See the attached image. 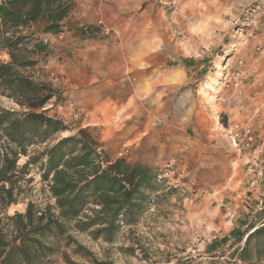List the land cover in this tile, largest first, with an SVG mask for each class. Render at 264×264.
<instances>
[{"label":"rangeland","instance_id":"374dc122","mask_svg":"<svg viewBox=\"0 0 264 264\" xmlns=\"http://www.w3.org/2000/svg\"><path fill=\"white\" fill-rule=\"evenodd\" d=\"M102 3L107 6L109 26L101 20L111 28L104 37L113 41L128 40L132 35L130 27L136 26L141 38L160 46L165 67H174L181 60L189 61L194 82L179 85L177 97L189 88L194 89L195 99L213 104V112L223 126L225 122L219 116L221 109L215 104L219 101L222 107H232L239 101L243 108L238 110L240 113L256 114L255 122L249 124L261 144L260 133L264 135V0H104ZM41 28L38 24L24 33L29 35V46L42 42L46 47L42 53L33 55L35 66L26 72L36 82L56 92V98L47 105L46 114L62 119L69 128L70 132L59 137L75 133L77 129H91L93 136L104 144L111 160L124 159L129 164L144 165L156 174V191L146 193L147 209L136 225L124 227L110 244L93 241L85 235L77 236L79 242L88 247L96 259L111 264H175L179 261L264 264L263 236L251 239L245 255L248 260L241 261L234 256V251L244 246L243 242L234 247L229 245L219 254L204 252L212 242L211 234H217L210 223L220 221L223 215L235 219L254 212L252 208L241 207L242 198L248 203L251 200L245 188L260 187L249 186L245 156L238 155L241 162H235L237 153L232 150L222 157L229 162L217 159L216 154L214 159L210 158L202 149L200 131L196 136L188 133L191 138L183 135L181 140L177 138L173 143L164 144L158 122L147 124L143 130L145 135L136 136L134 140L127 136L131 127L123 123L113 121L104 126H87L88 121L62 83L59 73L62 50L53 36L41 33ZM120 28L122 33H116ZM7 60L0 52V62ZM0 105L18 110L4 98H0ZM182 107L186 108V104ZM194 107L202 108V103ZM25 161L26 158H20L18 165ZM232 171L235 173L233 182L239 172H244L247 183L235 182L229 188L216 185ZM208 172L216 175V183H208ZM30 176L33 181L28 185L27 196L40 201L44 197V186L35 169H31ZM24 208L23 203L13 205L9 213L22 212ZM257 214H253L256 220L252 223L264 219L263 214ZM254 252L258 253L256 257H253Z\"/></svg>","mask_w":264,"mask_h":264},{"label":"trees","instance_id":"16d2710c","mask_svg":"<svg viewBox=\"0 0 264 264\" xmlns=\"http://www.w3.org/2000/svg\"><path fill=\"white\" fill-rule=\"evenodd\" d=\"M73 2L0 0V52L8 57L0 62V98L19 110L0 105V264H111L96 259L77 236L112 243L124 227L138 223L146 193L156 191L151 169L111 160L91 129L59 137L70 130L46 114L56 92L26 72L46 47L29 46L24 33L41 24L42 34H60ZM32 168L44 186L40 201L27 196ZM20 203L24 211L9 213ZM255 227L251 222L231 243H244L234 251L241 261L248 260L251 239L264 237V224Z\"/></svg>","mask_w":264,"mask_h":264},{"label":"crops","instance_id":"0c3cea01","mask_svg":"<svg viewBox=\"0 0 264 264\" xmlns=\"http://www.w3.org/2000/svg\"><path fill=\"white\" fill-rule=\"evenodd\" d=\"M103 1L74 0L71 11L62 21V32L46 35L53 36L62 50V60L59 63L62 83L85 116V121H88L87 126H104L113 121L123 123L127 128L131 127L127 136L134 140L136 136L145 135L143 130L147 124L158 122L161 125L159 131L164 135V144L173 143L177 138L181 140L183 135L188 137V133L196 136L200 131L202 149L209 153L210 158L214 159L216 154L217 159L229 162V159L222 158L225 153L231 154L233 150L225 129L233 124L254 123L256 114L240 113L238 110L243 108L237 100L232 107H222L217 101L215 107L221 109L219 116L225 122L223 126L218 115L213 112V104L195 99L194 89L189 88L177 97L180 93L179 85L194 82V72L191 70L193 66L189 61L181 60L174 67H165L160 46L141 38L136 26L130 27L132 35L128 40L113 41L104 37L96 28L99 19H103L109 26L107 6ZM84 28H90L91 33L84 35ZM125 28L129 29V26ZM116 33H122V28ZM199 102L202 103V108H195V104ZM184 103L186 108L182 107ZM260 134L261 146L256 157L263 163L264 174V135ZM237 161H240L238 154L235 162ZM212 174L213 172H208L206 180L213 184L216 183V175L211 176ZM234 177L235 173L232 171L224 176L222 183L216 185L229 188L235 182L247 183L244 172H239L238 178L233 182ZM245 191L250 193L251 200L248 203L242 198L241 207L246 210V207L252 208L254 212L251 216L238 215L235 219L234 216L227 219L223 215L220 221L210 223L217 234H211L212 242L205 247L204 252H212V255L223 252L225 247L231 245L256 220L253 214L264 216V184L255 189L246 187ZM262 224L264 219L255 223L256 227Z\"/></svg>","mask_w":264,"mask_h":264},{"label":"built area","instance_id":"2783aa9c","mask_svg":"<svg viewBox=\"0 0 264 264\" xmlns=\"http://www.w3.org/2000/svg\"><path fill=\"white\" fill-rule=\"evenodd\" d=\"M96 28L102 35L107 36L109 29L104 25V22L99 19L96 22ZM85 34H90V28H84ZM225 135L231 148L238 154L245 156L247 173L250 176L249 186L251 188L258 187L263 182V167L259 163L256 155L260 149L261 144L249 123L233 124L225 129Z\"/></svg>","mask_w":264,"mask_h":264},{"label":"bare ground","instance_id":"6f19581e","mask_svg":"<svg viewBox=\"0 0 264 264\" xmlns=\"http://www.w3.org/2000/svg\"><path fill=\"white\" fill-rule=\"evenodd\" d=\"M117 110V109H116Z\"/></svg>","mask_w":264,"mask_h":264}]
</instances>
